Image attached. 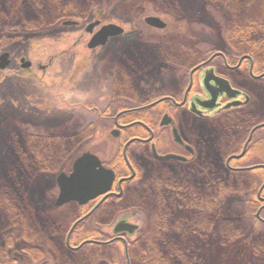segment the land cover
Segmentation results:
<instances>
[{
	"label": "flooded vegetation",
	"instance_id": "flooded-vegetation-1",
	"mask_svg": "<svg viewBox=\"0 0 264 264\" xmlns=\"http://www.w3.org/2000/svg\"><path fill=\"white\" fill-rule=\"evenodd\" d=\"M247 4L244 2L238 6L237 9L243 8L240 13L237 9L229 10V15L224 16L223 20L214 17L206 9L187 22L181 19L179 22H171L163 18L165 26L155 27L145 22L146 16L144 22L154 29L152 37H137L126 43L124 48L117 49L115 55L108 54V59L115 64L114 70L106 74L107 84L103 86L107 99L105 109L91 104L89 110L98 116V122L90 123L88 129H78L77 132L81 134V131H86L87 135H95L102 125L112 129L109 130L110 135L118 140V150L112 159L108 161L92 150L82 152H93L106 168L115 172L112 189L85 204L72 201L57 206V195L54 205L42 211H6L4 218L10 227L2 234L4 242H0V264H59V248L63 246L77 254L83 249L79 244L90 240L80 235V228L82 231L86 229L88 235L96 231L102 234L100 229L96 230L99 225L96 215L101 211H112L110 207L116 201L120 209L115 212L131 208L132 205L123 208L120 204V201L130 197L131 191H136L137 196L143 200L150 195L157 198L156 211L169 217L172 227L169 233L177 235L180 242L182 232H193L192 223L197 215L186 218L184 223L179 219L175 222L163 208L164 199L171 195L174 205L179 204L188 209L177 193L185 189L191 194L195 189L204 194L209 180H216V177L208 176L206 166L217 167L218 176L221 177L219 182L234 179L236 182L255 184L261 180L263 187L259 184L256 193V188L253 192L257 196L256 203L259 204V200L261 202L259 209H262L259 210V217L257 214L255 216L264 223V197L261 195L264 193V15L258 12L264 8V0H249ZM248 14L250 18L246 17ZM96 21L99 22L96 26L98 28L107 24L102 23L101 19ZM185 22L190 25L189 32H182L188 31L183 30ZM208 25L210 29H217L219 36L216 38H220L224 46L203 38L202 34H207L203 30ZM120 26L123 32L107 37L106 43L99 47L127 32L124 26ZM152 44L156 46L153 58L149 57L148 48L144 47ZM96 48L88 47L91 50ZM8 54V63L4 68L0 67V70L11 65V54ZM25 61L30 60L25 57L20 59V68L27 71L32 63L30 61L31 65L25 67ZM85 108L88 109L87 106ZM165 118L166 122L162 123ZM18 132L14 139L9 136L6 144L11 151H30L32 146L28 142L33 136L40 135L42 139H48L52 134L31 129H20ZM43 145L42 150L48 151V144ZM154 152L158 156L172 154L178 158L159 159ZM48 158V153H44V165H48ZM16 165V160L10 159L0 167V184L10 189V199L15 198L16 183H20V180L26 183L17 176ZM150 165L152 167L148 169ZM10 170L12 175H9ZM256 171L258 177V174L252 175ZM199 176H202V180ZM31 178L27 183L28 193L33 190ZM56 183L59 190L57 177ZM168 184L180 191L176 192ZM66 204L76 205L75 217L66 225L57 223L58 219L49 225L45 224L48 233L53 230L51 245L47 244L44 235L35 233L37 239H34L27 236L25 230L29 227L22 231L13 224L17 219L26 220L25 216L33 212L61 216L65 211L61 207ZM94 216V229L84 228ZM121 220L130 222L129 219L120 218L113 222L112 237L99 240L100 243L97 239L93 240L104 246L122 243L126 264H130L129 244L138 239L143 228L134 223L137 228L133 233H115L116 223ZM78 237V241H81L74 245L73 241ZM59 242L57 247L53 246Z\"/></svg>",
	"mask_w": 264,
	"mask_h": 264
},
{
	"label": "rangeland",
	"instance_id": "rangeland-1",
	"mask_svg": "<svg viewBox=\"0 0 264 264\" xmlns=\"http://www.w3.org/2000/svg\"><path fill=\"white\" fill-rule=\"evenodd\" d=\"M248 1L0 0V53L8 51L12 59L9 67L0 70V167L2 163L10 159L16 160L17 156L26 162L22 165L26 170L16 172L17 176L26 183L21 180L20 183H16L15 198L10 199V189L0 184V242H4L2 234L10 227L9 222H5L6 211H42L44 208H51L59 193L56 185L57 175L62 171L70 172L72 162L79 154L92 150L109 161L117 152L118 140L110 135L109 130L112 129L108 125L98 128L95 135L92 133L87 135L86 131H81L80 134L77 130L88 129L90 123L98 122V116L89 110L91 104L94 107L105 109L107 99L103 86L107 84L106 74L114 70L115 64L108 59L110 58L108 54L114 53L115 55L117 49L124 48L126 43L134 41L137 37H152L154 29L147 26L144 17L156 14L171 22L172 20L179 22L180 19L187 22L192 19L191 17L197 16L198 12L209 9L214 17L223 20L224 16L229 15V9H237L244 2L248 5ZM171 2L177 4V7H174ZM214 2L215 6H210ZM214 9L218 15L213 13ZM237 10L240 13L243 8ZM258 12L264 15V8H260ZM258 12L257 16H259ZM246 17L250 18L249 14ZM97 19L103 20L102 23L120 24L127 32L111 39L103 47L88 49L87 43L92 34L86 31V27ZM186 22L183 30H187L190 26ZM210 27L204 28L203 31L208 35L202 34L203 38H208L213 43L219 42L220 46H224L221 39L216 38L217 35L219 36L217 29L214 31ZM182 32H189V29ZM144 47L148 48L147 53L150 54L149 57H152L156 46L152 44ZM22 57L32 63V67L27 71L20 68ZM42 67L45 69H41ZM86 106L88 109L85 108ZM20 129L52 133V136H48L51 145L48 149L50 158L48 169H45L40 162L37 163L33 156L11 151L6 147L9 136H13L14 139ZM38 139H41L40 136ZM19 140L20 137L17 143ZM215 151L217 152V146ZM35 154H40L39 150L35 151ZM151 167L150 165L148 169ZM257 174L258 171L253 172L252 175ZM30 178L33 182L31 184L33 190L28 193L26 188ZM199 179L202 180V176H199ZM229 182V187L234 186L232 193L225 196L224 202L211 209L209 213L215 223L214 229L211 230L213 232L204 233V235L194 230L193 232H182L180 242L193 250V254L199 256L204 264H264V229L255 216L261 202L260 200L259 204L251 202L252 196L257 199L255 193L261 180L256 181L255 184H247L244 181L236 182L234 179ZM55 188L57 189L56 194H54ZM254 188H256L255 193ZM261 195L264 197V193ZM170 196L164 199L163 208L175 222L179 219L184 223L186 218H193L197 215L196 207L185 209L179 204L174 205ZM156 199V197H147L143 200L137 196L136 191H131L128 199L120 201L123 208L132 205L131 208L115 212L116 209H120L116 201L113 208L110 207L112 211H101L96 215L97 224H99L96 230L100 229L102 234L96 231L88 235L86 229L82 231V228L79 233L82 237L89 239L107 240L112 237L113 222L120 218L129 219L130 222L143 228L148 217L150 218V212L156 211ZM13 203L16 205L13 206ZM61 208L65 210L61 216L53 213L46 216L41 212L38 214L33 212L32 215L25 216L26 220L17 219L13 224H16L22 231L29 227L25 230L27 236H32L34 239H37L35 233L44 235L49 244L52 242L50 236L53 230L51 229L48 233L45 224L49 225L54 219H58L57 223L66 225L70 219L75 217L74 212L77 208L75 204H66ZM245 211L249 214V227L242 229L240 238L231 235L233 234L231 226L235 225L232 223L225 224L223 235L219 230L222 219L242 217ZM94 218L95 216L90 219L91 221H87L88 225L84 228L94 229ZM253 235L259 236L254 239ZM223 238L225 240H222ZM76 239L73 241L74 245L81 241H78L79 237ZM59 244L60 242L53 246L57 247ZM113 245L117 246L116 243ZM86 247L85 251L77 252V254L69 251L67 246L59 248L61 252L58 255V263L86 264L88 260L90 264H94V258L97 255L104 257L103 260L108 263L111 261L112 249ZM17 251L20 250L17 248ZM116 252L114 255L119 254L118 250Z\"/></svg>",
	"mask_w": 264,
	"mask_h": 264
},
{
	"label": "trees",
	"instance_id": "trees-1",
	"mask_svg": "<svg viewBox=\"0 0 264 264\" xmlns=\"http://www.w3.org/2000/svg\"><path fill=\"white\" fill-rule=\"evenodd\" d=\"M173 5V3L171 2ZM214 3H211L210 6H215ZM177 5V4H176ZM174 6V5H173ZM212 8V7H211ZM233 9V8H231ZM231 9H229L231 11ZM228 10V11H229ZM215 11V9H214ZM209 13L211 11L209 10ZM213 13H216L213 12ZM218 15V13H216ZM40 136V135H39ZM41 139H38V136H33L31 138V141L28 142L32 147L30 151H17V152H23L26 155L33 156L35 161L37 163H41V165L44 166V168L48 169V165H44L42 159H44V153H48L47 150H42L44 147L43 144H48V149L51 148L49 139H42L43 137L40 136ZM40 141V142H38ZM65 142V140H64ZM43 143V144H42ZM40 154H35V151H38ZM63 150V149H62ZM65 150V146H64ZM49 156V154H48ZM50 158H48L49 161ZM19 162H18V161ZM17 161V172H21L24 169L22 165H24L26 162H23L19 156L16 157ZM30 165V164H29ZM206 171L208 173V176L210 177H216V180H209L211 182L207 184V189L204 191V194H201L199 190H192L191 194H188L185 189L182 191V193H177V195L182 199L184 203V207L186 208H192L196 207L198 209L197 211V217L194 219V222L192 223L193 229L197 231L200 234L204 233H211L212 229H214V220L211 218V214H209L211 209H214V207H218L224 202L225 196H228V194H231L233 191V188L228 186L230 183L229 180H220L218 181L219 172L217 167L214 166H206ZM222 170V169H221ZM12 174V171H9ZM224 178V177H223ZM169 187H171L176 192L180 191L177 188H173L171 184H168ZM193 189V188H192ZM153 192V191H152ZM151 192V193H152ZM150 198H153L152 195L149 196ZM251 197V202L256 203V199ZM252 204V203H251ZM209 207V208H208ZM208 208V209H207ZM242 217H224L221 221L219 230H221L222 234L224 235V228L225 224H235L232 225L231 235L238 236L240 238L242 234V229H248L249 227V214L248 211H245V215H241ZM169 217L164 215L161 211H151L150 212V218L148 217V220L146 221L145 226L143 227V231H141L138 239L136 238L133 242L129 244V257H130V264H204L203 261L200 259L199 256H195L193 254V250H190L189 247H186L185 245L181 244L179 242V238L177 235H171V223L169 222ZM240 222V223H239ZM169 224V225H168ZM264 229V225H261ZM240 227V228H239ZM236 229V230H234ZM242 231V232H241ZM220 232V231H219ZM245 233V232H244ZM261 234V232H259ZM259 234V235H260ZM259 235L255 236L253 235L254 239H256ZM242 238V237H241ZM178 239V240H177ZM222 240H225L224 238ZM115 245L110 246H104V245H97V244H90L87 247L95 246L98 248H107L112 249V258L111 261L108 263L103 260L104 257L98 256L94 258V264L98 263H105V264H126V257H125V249L122 243H116ZM113 246V247H112ZM116 250H118V255L116 254ZM85 251V249H82L79 251V253ZM88 262V260H87ZM86 264H90L88 262Z\"/></svg>",
	"mask_w": 264,
	"mask_h": 264
},
{
	"label": "water",
	"instance_id": "water-1",
	"mask_svg": "<svg viewBox=\"0 0 264 264\" xmlns=\"http://www.w3.org/2000/svg\"><path fill=\"white\" fill-rule=\"evenodd\" d=\"M145 22L150 26H165V21L158 15L147 16ZM98 24V21L90 23L86 28L87 31L92 32L93 28ZM122 32L123 28L121 26L114 23L106 24L92 36L88 43V47L94 48L99 45H104L107 41V37L115 36ZM8 56V52H4L0 56L1 68H4L6 63H8ZM30 65V61H25V67ZM164 122H166V118L162 121V123ZM154 154L159 159L178 158V156L172 154L166 156H158L156 152H154ZM115 179V172L110 168H106L97 155L93 154V152H84L75 159L70 173L65 174L63 172L57 176L59 194H57L58 197L55 205L59 206L72 201H77L79 204H85L89 200L109 192L112 189ZM258 215H260V211L257 212V216ZM136 228V224L121 220L116 223L114 232L128 231L133 233ZM87 242H96V240H87ZM87 242L85 241L83 244H87ZM97 242L100 243V241Z\"/></svg>",
	"mask_w": 264,
	"mask_h": 264
}]
</instances>
